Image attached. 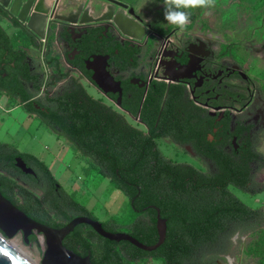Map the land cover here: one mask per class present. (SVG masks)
<instances>
[{
    "label": "trees",
    "instance_id": "1",
    "mask_svg": "<svg viewBox=\"0 0 264 264\" xmlns=\"http://www.w3.org/2000/svg\"><path fill=\"white\" fill-rule=\"evenodd\" d=\"M43 57L47 73L38 79L29 74L28 53L14 49L0 26V59L14 64L16 80L36 83V92L43 82L48 91L65 83L62 91L47 99L41 120L47 131L63 138L85 162L87 170L108 180L130 202L134 200L136 208H146L152 215V226L142 224L132 229L131 235L145 245H154L155 212L149 206H156L167 218L165 241L151 253L129 243L110 242L89 229L90 237L95 238L91 242L90 237L83 235L84 226H78L69 237L83 251L82 256L90 252L92 264H128L145 259L162 264H200L208 253L230 255L232 238L237 235L251 237L244 253L264 264V210L247 206L229 190L233 187L251 196L264 191L257 189L259 184L255 181V166L263 158L252 141L245 140L238 154L199 152L213 162L211 172L174 163L157 147L155 139L164 134L153 133V123L149 126L152 134L136 128L122 113L91 97L82 83L65 71L51 48ZM81 70L89 77L83 67ZM11 97L9 100L14 102ZM22 99H29V94L24 93ZM160 106L158 100L149 109L156 114L165 111L167 102L163 109ZM137 112L138 107L132 114ZM17 158L26 161L37 175V179L29 176V188L21 183L24 174L15 166ZM34 190L40 191L41 196ZM0 193L31 219L55 229L79 215L97 220L62 189L43 161L5 143H0ZM102 225L109 231L107 221ZM32 242H37V236L32 237Z\"/></svg>",
    "mask_w": 264,
    "mask_h": 264
},
{
    "label": "flooded vegetation",
    "instance_id": "2",
    "mask_svg": "<svg viewBox=\"0 0 264 264\" xmlns=\"http://www.w3.org/2000/svg\"><path fill=\"white\" fill-rule=\"evenodd\" d=\"M55 1H58L56 8L51 10L45 19H40L42 27L37 30L42 39L24 28L17 17L10 15L0 6V18L7 21L13 29L26 35L34 51L41 52L40 59L29 56V74L32 76H37L38 79L46 77L43 56L51 48L71 77L78 79L83 87V83L89 85L90 90L104 97L108 106L122 113L136 128L152 134L149 126L153 123V133L164 134L155 139L157 143L162 144L157 145L159 150L167 146L183 151L185 154L194 155L195 160L200 163H208L207 166L214 167V164L210 158L199 152L238 154L242 146H245V140L252 141L254 146L255 141L264 138V87L232 57L229 46H222L209 33L180 32L176 28L168 32L158 31L154 22H147L135 11L143 31L137 33L141 39H132L123 36L110 21L81 24L78 17L80 9L83 8L87 13L82 20H89L92 12L90 7L84 9L82 5L77 4L70 8L69 13H65L60 7L64 5L63 0ZM51 6L54 7L53 1ZM130 9L132 8L127 7L121 11L128 14ZM66 19L76 22L68 24ZM50 38L53 39L52 42ZM92 56L107 58L105 68L119 84V87H113L106 95L91 82L92 71L86 70V62L90 61ZM82 67L89 73V77L83 73ZM15 73L14 64L7 59H0V95L8 100L12 95L11 98L19 104L26 118L47 131L41 123L45 116L47 99L52 93L62 91L65 83L61 82L52 91H48L43 82L36 92V83L16 80ZM24 93L29 94V99H22ZM119 99L120 107L117 106ZM158 100L160 109H163L166 102L167 109L156 114L149 108ZM137 107V115H133L132 112ZM21 160L32 170L26 161ZM29 176L37 179L35 173L24 174L21 183L27 188ZM38 184L40 185V182ZM123 196L121 205H126L137 214V221L121 227L126 230L124 232L111 231L109 228L115 227L116 219L123 217L125 212L128 213V209L125 211L123 207H119L118 216L112 213L109 215V232L132 236V229L139 228L142 224L152 226V215L147 209L143 208L141 211L134 206V200L130 202L128 196ZM156 209L160 211L156 206H149V210L155 212V229ZM160 217L167 225V218L162 216L161 211ZM80 226H84L83 235L90 237L89 229H92L86 225ZM35 236L38 235L33 233L29 237L28 244L32 243V237ZM69 236L70 234L63 240V245L73 252L75 250L77 255L85 257L87 254L82 256L83 251L72 243ZM90 238L91 242H95L94 237ZM229 257V254L208 253L200 264H226L224 260ZM200 258L199 254L198 259ZM156 264L162 263L156 260Z\"/></svg>",
    "mask_w": 264,
    "mask_h": 264
},
{
    "label": "rangeland",
    "instance_id": "3",
    "mask_svg": "<svg viewBox=\"0 0 264 264\" xmlns=\"http://www.w3.org/2000/svg\"><path fill=\"white\" fill-rule=\"evenodd\" d=\"M116 1L141 14L147 22H154L158 31L168 32L176 28L164 20V0ZM53 2L54 7L51 10L56 8L58 1ZM63 3L64 5L60 7L65 13H69L70 8L72 9L78 4L82 5L84 9L90 7L95 12L93 17L99 16L105 7L109 6V2L106 0H63ZM113 8L115 11L120 10L117 6H113ZM187 11L191 12V21L185 31L209 33L222 46H229L232 57L251 76L257 78L264 87V0H215V6L211 9L197 8ZM0 26L10 38L14 49H23L31 58L40 59L41 52L31 48L26 35L13 29L7 21L1 18ZM83 84L89 94L108 105V101L104 97L90 90L91 88L86 83ZM127 121L136 126L128 118ZM0 141L13 145L18 151L31 154L38 159L42 156L40 160L49 168L62 189L78 203L85 206L98 221L108 222L111 213L118 216L119 207H123L125 211L128 209V213L125 212L123 217L120 216L119 220L116 219L115 227L109 228L111 231L124 232L126 230L121 227L128 225L129 222L137 221V214L126 205H121L123 194L114 188L108 180L87 170V167L86 169L82 168V160L79 155L64 142L63 138H57L49 132H44L41 128L38 130L30 128L29 120L21 111L19 104L9 101L1 95ZM157 145L162 146L161 143H157ZM254 148L263 158L255 166V180L259 184L257 189H261L264 188V138L255 141ZM160 151L173 162L189 164L201 172H211L214 169L211 165L207 166L208 163H200L195 160L194 155L185 154L183 151L173 150L167 146L161 147ZM229 190L247 206L264 210V191L251 196L233 187H230ZM34 193L41 196L38 190H34ZM5 240L14 244L35 264H41L45 250L42 236H37V242L30 244L24 243L21 234H17L12 239L5 238ZM232 241L234 247L230 248V257L224 260L226 264H258L257 257L244 253L245 247L251 242V237L236 235ZM128 264H156V260L145 259Z\"/></svg>",
    "mask_w": 264,
    "mask_h": 264
},
{
    "label": "water",
    "instance_id": "4",
    "mask_svg": "<svg viewBox=\"0 0 264 264\" xmlns=\"http://www.w3.org/2000/svg\"><path fill=\"white\" fill-rule=\"evenodd\" d=\"M45 1L55 0H0V6L7 10L8 13L17 17L19 23L28 31L42 39V35L37 28L42 27L40 19H45L51 11L52 6L48 9L45 7ZM109 6L101 12L99 16L93 17L94 11L91 12L89 20H82L86 16V11L80 9L78 17L81 24L93 22L110 21L119 32L132 39H141L137 35L138 31H143L139 18L135 15L134 10L130 9L128 14L121 11L127 6L116 0H106ZM113 6L119 7L115 11ZM66 23L73 24L76 21L66 19ZM106 57L92 56L90 61L86 62V70L92 71L91 82L104 94L112 91V88L119 87L111 75L106 70ZM117 106L120 107V99ZM15 166L24 174L34 175V172L27 168L20 158L15 160ZM156 232L157 242L154 245H145L134 237L124 233H112L105 230L100 221L92 220L88 217H76L69 223L59 229L41 224L24 212L15 207L0 193V235L5 239H12L17 234H21L25 244L29 243V237L36 233L42 236L45 250L42 255L41 264H92L90 252L85 257H81L63 245V240L71 234L77 226H89L99 237L111 242H127L135 248L151 253L161 247L165 241L167 233L166 221L160 217V211L156 209ZM0 264H30L20 254L0 240Z\"/></svg>",
    "mask_w": 264,
    "mask_h": 264
},
{
    "label": "clouds",
    "instance_id": "5",
    "mask_svg": "<svg viewBox=\"0 0 264 264\" xmlns=\"http://www.w3.org/2000/svg\"><path fill=\"white\" fill-rule=\"evenodd\" d=\"M215 0H164V20L180 32L187 30L191 21L189 9H211Z\"/></svg>",
    "mask_w": 264,
    "mask_h": 264
},
{
    "label": "bare ground",
    "instance_id": "6",
    "mask_svg": "<svg viewBox=\"0 0 264 264\" xmlns=\"http://www.w3.org/2000/svg\"><path fill=\"white\" fill-rule=\"evenodd\" d=\"M44 5H45L46 8L49 9L51 7V2L50 1H45ZM0 240L3 241L6 245H8L10 248H12L14 251H16L18 254H20L23 258H25L30 264H35L27 256H25L14 244L9 243L1 235H0Z\"/></svg>",
    "mask_w": 264,
    "mask_h": 264
},
{
    "label": "crops",
    "instance_id": "7",
    "mask_svg": "<svg viewBox=\"0 0 264 264\" xmlns=\"http://www.w3.org/2000/svg\"><path fill=\"white\" fill-rule=\"evenodd\" d=\"M97 99V98H96ZM29 127L30 128H32V129H34V130H38V129H40L41 127H38L36 124H34V123H32L31 121H29ZM41 130H43L44 132H47V131H45L43 128H41ZM56 143L58 142V141H55ZM0 143H3V142H1L0 141ZM40 159H42V156L40 157ZM81 163H82V168H84V169H86V164L85 163H83V161H81ZM52 174V173H51ZM55 178V177H54Z\"/></svg>",
    "mask_w": 264,
    "mask_h": 264
}]
</instances>
